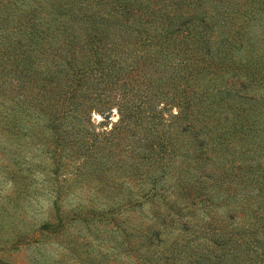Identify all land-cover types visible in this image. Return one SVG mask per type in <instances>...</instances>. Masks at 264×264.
Here are the masks:
<instances>
[{"label":"trees","instance_id":"1","mask_svg":"<svg viewBox=\"0 0 264 264\" xmlns=\"http://www.w3.org/2000/svg\"><path fill=\"white\" fill-rule=\"evenodd\" d=\"M0 264H264V0H0Z\"/></svg>","mask_w":264,"mask_h":264},{"label":"rangeland","instance_id":"2","mask_svg":"<svg viewBox=\"0 0 264 264\" xmlns=\"http://www.w3.org/2000/svg\"><path fill=\"white\" fill-rule=\"evenodd\" d=\"M172 112H176V109L173 108ZM108 114L109 115H106V114L102 115V114H99L98 112H93L92 113V119L94 120L93 122L95 123V126H96L97 130L109 128L111 123H112V121H116L117 120L118 112H117L115 107H113ZM5 186H6V188H9L10 185L8 183H6ZM4 189H3V191H4ZM46 203H47L46 199H43V203L41 202L42 205L46 204ZM145 213H148V210L146 208H144L143 210L136 209V210H133L132 212H129V214L131 215V217L133 219L141 218V217H143V215ZM46 247L50 248L55 253V248L53 246L47 244ZM22 257L23 256H21V252L13 253V254L10 255V258L14 262H18Z\"/></svg>","mask_w":264,"mask_h":264}]
</instances>
